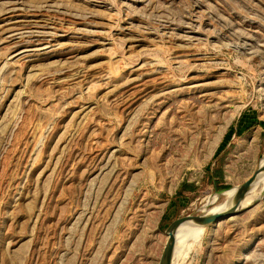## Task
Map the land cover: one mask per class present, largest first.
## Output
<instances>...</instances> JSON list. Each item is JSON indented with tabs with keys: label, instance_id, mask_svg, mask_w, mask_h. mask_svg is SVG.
Returning a JSON list of instances; mask_svg holds the SVG:
<instances>
[{
	"label": "rangeland",
	"instance_id": "obj_1",
	"mask_svg": "<svg viewBox=\"0 0 264 264\" xmlns=\"http://www.w3.org/2000/svg\"><path fill=\"white\" fill-rule=\"evenodd\" d=\"M263 158L264 0H0V264H159ZM258 183L171 264H264Z\"/></svg>",
	"mask_w": 264,
	"mask_h": 264
},
{
	"label": "bare ground",
	"instance_id": "obj_2",
	"mask_svg": "<svg viewBox=\"0 0 264 264\" xmlns=\"http://www.w3.org/2000/svg\"><path fill=\"white\" fill-rule=\"evenodd\" d=\"M262 165H264V158L262 160H260L258 166H262ZM258 182L262 183V185L264 186V171L261 172L260 174H258V176L256 177L254 183L252 184V186L250 187L249 190H251L254 187V184L256 186V183H258ZM220 194L221 195L223 194V196L225 195V199H222L221 201L219 200L218 202H216ZM251 195H246L244 197V199L242 200V203H241L242 207L246 206L251 201ZM239 196H240V187L239 186H236L235 188H232V189H224V190L214 192L208 198L205 206H203L204 208H203V211L201 212V214L206 215V214H210V213H216V212L224 211L226 209H232L238 203ZM213 203H215V204H213ZM211 204H213V205L211 207L210 206L208 207V205H211ZM226 218L228 219L229 217H226ZM226 218H222L220 220H223ZM220 220H218V221H220ZM205 226H206V224L201 223L199 221H184L180 224H177L176 226H173V225L169 226L170 230H172L174 232V235H175V243H174V248H173V252H172L171 262L174 261L173 263H176L175 257L177 258L178 255L180 254V251H181L180 247H182V249H183V246H182L183 241L185 239L187 241V239H189V238L190 239L193 238L195 240L197 238L199 239V237L201 236ZM184 236L186 237L185 239H184ZM184 243H185V241H184ZM184 247H185V244H184ZM188 248H189V246H188Z\"/></svg>",
	"mask_w": 264,
	"mask_h": 264
},
{
	"label": "water",
	"instance_id": "obj_3",
	"mask_svg": "<svg viewBox=\"0 0 264 264\" xmlns=\"http://www.w3.org/2000/svg\"><path fill=\"white\" fill-rule=\"evenodd\" d=\"M264 171V165L258 166L253 174L246 180L244 181L241 186H240V196H239V201L236 204L235 207L232 209H226L224 211L216 212V213H210V214H187V215H182L180 217L175 218L174 220L171 221V223L168 225L166 228V234L169 236L168 240V245L166 247V250L164 251V254L159 262V264H171L172 260V252L174 248V243H175V235L172 230H170V225L176 226L177 224H180L184 221H199L201 223H204L206 225L210 223L217 222L218 220L226 217H231L238 213V211L241 208V203L242 200L244 199L246 193L249 191L250 187L254 183L256 177L258 174ZM220 191V190H219Z\"/></svg>",
	"mask_w": 264,
	"mask_h": 264
},
{
	"label": "trees",
	"instance_id": "obj_4",
	"mask_svg": "<svg viewBox=\"0 0 264 264\" xmlns=\"http://www.w3.org/2000/svg\"><path fill=\"white\" fill-rule=\"evenodd\" d=\"M215 174H218V171H215ZM182 188H184V189L186 188L188 190H193L194 189V187L191 184H188V183H182ZM176 195L181 196L182 194H181L180 191H178V192H176Z\"/></svg>",
	"mask_w": 264,
	"mask_h": 264
}]
</instances>
